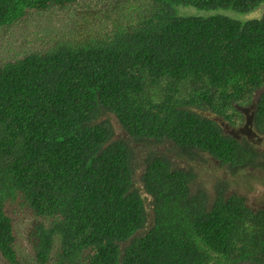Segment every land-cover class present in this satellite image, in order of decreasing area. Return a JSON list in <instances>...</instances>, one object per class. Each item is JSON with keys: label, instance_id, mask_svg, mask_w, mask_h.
Returning <instances> with one entry per match:
<instances>
[{"label": "trees", "instance_id": "obj_1", "mask_svg": "<svg viewBox=\"0 0 264 264\" xmlns=\"http://www.w3.org/2000/svg\"><path fill=\"white\" fill-rule=\"evenodd\" d=\"M111 1L0 0V31L72 6L95 24ZM113 1L121 21L0 64L1 260L17 264L26 220L36 264H264V209L193 190L195 169L175 162L205 155L233 175L258 163L218 119L246 128L236 107L258 92L249 124L264 134V13L223 11L264 0ZM166 142L172 156L140 170L133 145Z\"/></svg>", "mask_w": 264, "mask_h": 264}, {"label": "rangeland", "instance_id": "obj_2", "mask_svg": "<svg viewBox=\"0 0 264 264\" xmlns=\"http://www.w3.org/2000/svg\"><path fill=\"white\" fill-rule=\"evenodd\" d=\"M93 4L97 3H90V5ZM108 4L110 8L108 17L104 21L97 20L95 24H92L88 19L87 9L76 6H72L64 11L53 10L44 13L27 14L22 21L8 29L0 31V64L37 51L56 40L68 36L69 38L73 37L74 33L84 30L85 26L96 29L101 28L104 25H109L110 21L116 17L121 21L122 12L120 11V5L113 0ZM180 9L193 13L190 15H196L194 14L196 10L193 7H180ZM223 11L229 17L243 21L250 17L256 18L261 16L264 13V5L249 14H240L232 10ZM85 31H89V29H85ZM257 95L258 92L254 94L250 103L236 107L244 119L246 128L240 125H229L220 119L218 121L221 123L225 133L238 135L236 138L246 137L248 143L259 153L258 163L247 168L245 172L240 171L233 175L226 168H219L216 162L211 160L209 156H201L195 162H189L187 157L175 159V162L181 168L193 166L195 169L197 179L192 186L193 190L201 187L211 197L212 190L221 185L225 187V195L236 194L243 196L246 198L247 204L253 209H264V172H262L263 167L261 164V157L264 153V134L258 137L251 130L253 127L249 124V117L253 112ZM200 113L217 120L209 112ZM170 145L172 144L169 142H166V144H149L148 151L146 152L144 148L145 144L133 145L136 154V164H139L140 170L143 168L144 157L149 153L155 152L159 155L172 156ZM136 175L139 176L138 173ZM28 224L29 222L25 220L19 221L15 225L17 264H36L25 243L24 235ZM0 264H5L1 258Z\"/></svg>", "mask_w": 264, "mask_h": 264}]
</instances>
